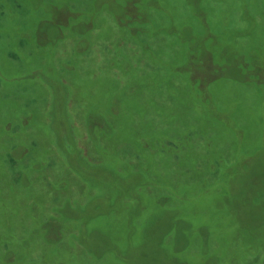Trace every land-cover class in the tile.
Instances as JSON below:
<instances>
[{
  "label": "rangeland",
  "instance_id": "1",
  "mask_svg": "<svg viewBox=\"0 0 264 264\" xmlns=\"http://www.w3.org/2000/svg\"><path fill=\"white\" fill-rule=\"evenodd\" d=\"M0 264H264V0H0Z\"/></svg>",
  "mask_w": 264,
  "mask_h": 264
}]
</instances>
